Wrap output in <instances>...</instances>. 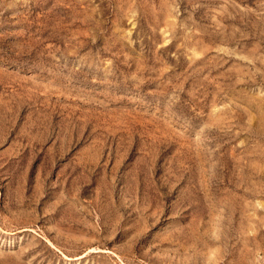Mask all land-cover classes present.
Instances as JSON below:
<instances>
[{"label": "rangeland", "instance_id": "rangeland-1", "mask_svg": "<svg viewBox=\"0 0 264 264\" xmlns=\"http://www.w3.org/2000/svg\"><path fill=\"white\" fill-rule=\"evenodd\" d=\"M0 264H264V0H0Z\"/></svg>", "mask_w": 264, "mask_h": 264}]
</instances>
